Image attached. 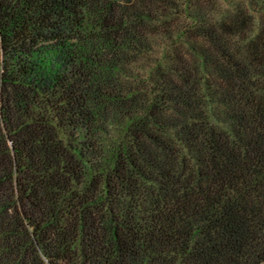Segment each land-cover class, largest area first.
Masks as SVG:
<instances>
[{
	"label": "trees",
	"instance_id": "trees-1",
	"mask_svg": "<svg viewBox=\"0 0 264 264\" xmlns=\"http://www.w3.org/2000/svg\"><path fill=\"white\" fill-rule=\"evenodd\" d=\"M0 264H264V0H0Z\"/></svg>",
	"mask_w": 264,
	"mask_h": 264
}]
</instances>
